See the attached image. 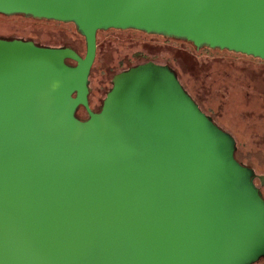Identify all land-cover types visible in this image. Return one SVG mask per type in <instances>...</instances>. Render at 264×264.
Segmentation results:
<instances>
[{
	"label": "water",
	"instance_id": "obj_1",
	"mask_svg": "<svg viewBox=\"0 0 264 264\" xmlns=\"http://www.w3.org/2000/svg\"><path fill=\"white\" fill-rule=\"evenodd\" d=\"M0 14L74 23L86 40L85 57L0 40V264L264 258L255 173L169 66L122 72L100 113L89 103L100 31L264 60V0H0Z\"/></svg>",
	"mask_w": 264,
	"mask_h": 264
},
{
	"label": "rangeland",
	"instance_id": "obj_2",
	"mask_svg": "<svg viewBox=\"0 0 264 264\" xmlns=\"http://www.w3.org/2000/svg\"><path fill=\"white\" fill-rule=\"evenodd\" d=\"M0 40H30L43 48L71 46L81 57L86 55V41L70 22L0 16ZM137 53L173 68L201 110L233 136L239 160L254 171L255 184L264 195V61L206 46L197 50L186 40L135 28L102 31L90 75L92 110L106 99L116 75L147 63L137 59ZM79 116L88 119L83 109Z\"/></svg>",
	"mask_w": 264,
	"mask_h": 264
},
{
	"label": "trees",
	"instance_id": "obj_3",
	"mask_svg": "<svg viewBox=\"0 0 264 264\" xmlns=\"http://www.w3.org/2000/svg\"><path fill=\"white\" fill-rule=\"evenodd\" d=\"M0 16H5V17H11V16H19V17H26V18H32V19H36V18H33V17H30V16H25V15H19V14H15V15H4V14H0ZM41 20H46V19H41ZM51 21H53V20H51ZM54 22H56V23H60V24H67L68 22H58V21H54ZM74 24V23H73ZM75 25V24H74ZM76 26V25H75ZM76 28H77V26H76ZM77 30H78V32L82 35V37H84L83 36V34L79 31V29L77 28ZM111 30H113V29H108V30H103V32H106V31H111ZM100 32H102V31H100ZM99 34V33H98ZM165 35V34H164ZM171 37V36H170ZM172 38H175V37H172ZM84 39H85V37H84ZM175 39H179V40H185V39H180V38H175ZM27 41H29V40H27ZM86 41V40H85ZM187 41V40H186ZM191 43V42H190ZM68 47H71V46H68ZM68 47H66V48H68ZM206 47H208V46H206ZM73 50H75L76 52H78L75 48H73V47H71ZM227 51V50H226ZM240 55H243V56H245V57H252V58H254V59H260V58H256V57H254L253 55H246V54H243V53H240ZM135 57L137 58V59H139L140 61H143V62H150V61H152V59H150V57H148L147 55H145V54H143V53H137L136 55H135ZM260 60H262V59H260ZM262 61H264V60H262ZM67 64L69 65V66H75V63L74 62H72V61H67ZM169 66V68L177 75V73L173 70V68L170 66V65H168ZM178 77V76H177ZM196 102V101H195ZM81 109H83L82 107L81 108H79V110L77 111V118H79L80 119V116H79V111L81 110ZM84 110V109H83ZM210 117V116H209ZM211 118V117H210ZM212 119V118H211ZM81 120V119H80ZM213 120V119H212ZM235 158L237 159V161L240 163V164H242V165H244L240 160H239V157H238V149L236 148V152H235ZM256 177V176H255ZM262 194V193H261ZM262 197H263V199H264V195L262 194ZM264 260V258L263 259H261L260 261H263ZM259 261V262H260ZM258 262V263H259ZM257 264V263H256Z\"/></svg>",
	"mask_w": 264,
	"mask_h": 264
},
{
	"label": "flooded vegetation",
	"instance_id": "obj_4",
	"mask_svg": "<svg viewBox=\"0 0 264 264\" xmlns=\"http://www.w3.org/2000/svg\"><path fill=\"white\" fill-rule=\"evenodd\" d=\"M22 41H26L27 42V40H22ZM30 41V40H29ZM30 42H33V43H35L34 41H30ZM35 45H37L36 43H35ZM39 47V46H38ZM151 62V61H150ZM152 62H154V61H152ZM166 65V64H165ZM168 66V65H167ZM130 70V69H129ZM128 71V70H127ZM108 95V94H107ZM90 101V100H89ZM104 101H105V99L103 100V103H104ZM103 103L101 104V105H99V109H97V111H94V110H92L94 113H100L101 112V110H102V107H103ZM90 107H91V105H90ZM92 109V108H91ZM88 120V119H87ZM86 121V120H85ZM256 180V179H255Z\"/></svg>",
	"mask_w": 264,
	"mask_h": 264
}]
</instances>
